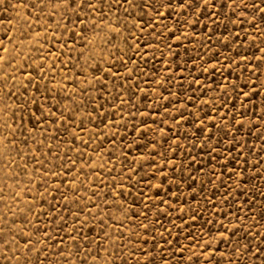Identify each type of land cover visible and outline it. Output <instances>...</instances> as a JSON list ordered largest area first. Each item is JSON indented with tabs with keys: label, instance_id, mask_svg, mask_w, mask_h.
I'll use <instances>...</instances> for the list:
<instances>
[{
	"label": "rangeland",
	"instance_id": "rangeland-1",
	"mask_svg": "<svg viewBox=\"0 0 264 264\" xmlns=\"http://www.w3.org/2000/svg\"><path fill=\"white\" fill-rule=\"evenodd\" d=\"M89 2L0 0V264H262V14Z\"/></svg>",
	"mask_w": 264,
	"mask_h": 264
},
{
	"label": "snow or ice",
	"instance_id": "snow-or-ice-1",
	"mask_svg": "<svg viewBox=\"0 0 264 264\" xmlns=\"http://www.w3.org/2000/svg\"><path fill=\"white\" fill-rule=\"evenodd\" d=\"M41 4H43V0H40ZM49 2H51V0H49ZM126 3H128L130 6L134 3V0H125ZM215 3V0H203V3H201V0H189V2H185V0H179L178 6L181 8L184 7H197V8H204V7H210ZM241 4L244 7H251L256 9V11L260 12L261 15V21L264 22V0H260L259 5H257V3H255V0H253V2L248 5V4H244V0H241ZM57 7H63L65 9L71 10L73 12H75L77 9L83 10L84 7H89L92 8L93 10L96 9L97 4H93L90 3L89 0H79V2H77V0H58V3L56 5ZM138 8H142V7H152V4L149 3H145V0H140V3H136L135 5ZM162 7H166L168 10H171L172 4H171V0H162L161 3ZM158 16H162L161 13L157 12ZM5 51H7L5 49ZM257 51H259L261 53V56L258 59H264V46L260 47L257 49ZM245 97L248 96V93H244ZM49 115L50 116H55L56 112L54 110H50L49 111ZM63 115L61 116V119L63 120ZM39 119V118H38ZM147 226L145 225V228ZM262 239H264V237H262ZM31 243V240H29L28 244H25V248L27 249L29 247V244ZM262 251L261 249H257L256 253H253L254 257H260L261 258V262L262 264H264V255H262ZM145 259H144V264H157V261L151 257L150 253H144L143 254ZM162 259V257H161ZM25 264H28V262L26 261ZM81 264H83V261H81Z\"/></svg>",
	"mask_w": 264,
	"mask_h": 264
}]
</instances>
